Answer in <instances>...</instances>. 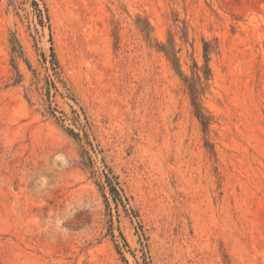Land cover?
Masks as SVG:
<instances>
[{
  "label": "rangeland",
  "instance_id": "obj_1",
  "mask_svg": "<svg viewBox=\"0 0 264 264\" xmlns=\"http://www.w3.org/2000/svg\"><path fill=\"white\" fill-rule=\"evenodd\" d=\"M39 2L0 0V264H264V0Z\"/></svg>",
  "mask_w": 264,
  "mask_h": 264
},
{
  "label": "trees",
  "instance_id": "obj_2",
  "mask_svg": "<svg viewBox=\"0 0 264 264\" xmlns=\"http://www.w3.org/2000/svg\"><path fill=\"white\" fill-rule=\"evenodd\" d=\"M30 2V5L33 8V11L35 13V15L38 18V21L41 25H43L44 19L48 20V12L46 7L43 5L42 7H40V2L42 0H28ZM11 50L15 53H17V55L19 57H22V47L19 44V42L13 38L11 39ZM203 57H204V62L205 64L203 65V73L204 75L207 77L209 75V68H208V43L204 42V48H203ZM43 55V54H42ZM43 61H45V58L43 56ZM50 69L55 73L56 69L58 68V61L56 59V55L54 52V49L52 46H50ZM172 62L174 63V65L177 68V72L179 74H181V71L179 69V63H178V59L175 55H173L172 53ZM25 63L27 64V60H25ZM185 81H187L185 79ZM188 89H189V94H190V99H191V105L193 107V111L195 116L198 118L199 122L201 123L204 131L207 128L208 125V117L204 114L203 112V108L201 106V104L198 101V95H199V88L197 86L196 81L192 80L190 82L187 83ZM49 91L47 90V93ZM55 109L52 108V110L50 111V113L55 116L54 114ZM57 118H60V116H57ZM67 132L69 133V135H71L72 137H74L75 139L80 140L79 134L78 132H74L72 129H68ZM84 136L86 138V143H88L91 147V149L93 148L92 144L87 140V135L84 132ZM86 154H88V152H85ZM103 184H101V188L104 190V188L107 189L109 196L111 197V199L113 200V202L116 204V206L121 205L122 208L125 210V212H127V210H131L130 207H128V200L127 198L124 196V194L122 193L121 188L119 187V183L117 181V177L112 173V171L108 168L107 171L103 172ZM133 211V210H132ZM135 213V212H134ZM119 234L120 236L123 238L121 231L119 230Z\"/></svg>",
  "mask_w": 264,
  "mask_h": 264
}]
</instances>
